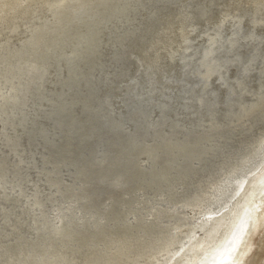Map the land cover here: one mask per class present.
Segmentation results:
<instances>
[{
    "label": "bare ground",
    "instance_id": "6f19581e",
    "mask_svg": "<svg viewBox=\"0 0 264 264\" xmlns=\"http://www.w3.org/2000/svg\"><path fill=\"white\" fill-rule=\"evenodd\" d=\"M114 1L109 26L112 0H0V264H249L264 231V0ZM39 148L44 195L22 169Z\"/></svg>",
    "mask_w": 264,
    "mask_h": 264
},
{
    "label": "rangeland",
    "instance_id": "374dc122",
    "mask_svg": "<svg viewBox=\"0 0 264 264\" xmlns=\"http://www.w3.org/2000/svg\"><path fill=\"white\" fill-rule=\"evenodd\" d=\"M117 3L116 1L112 0V4L110 5V11L107 10L104 15L105 16V21L106 23L110 26V24L114 21V19L118 16V14L116 12H114L112 9L113 6H115ZM155 4H158V2H156ZM153 8V7H152ZM103 15V14H102ZM118 32V31H117ZM121 33V31H120ZM46 34L44 32H41L40 35L37 37L36 40H40L42 39L43 36H45ZM104 42H107L105 45H108L109 44V40L107 41L106 39L104 40ZM105 47V46H104ZM108 48V47H106ZM104 52V55L102 57V60H101V66H98L97 70H95L93 72L94 75H96L94 77L93 75V78L97 81H101L102 78L104 77V73L105 72H108V68L107 66L109 65V63L111 62L112 60V57H113V54L110 50H105L103 51ZM248 53H251V52H248ZM247 54V53H246ZM32 57H30V55L28 56H23V59H22V66L23 65H27V64H31V63H34L32 60ZM108 62V63H107ZM97 71V72H96ZM126 83V80L123 81ZM113 83L111 86H110V90L111 91H115L117 92V94H120L121 93V90L124 88V84L125 83ZM175 82V83H173ZM115 84V85H114ZM120 85L122 84L119 88V86H116V85ZM174 84V85H173ZM171 87H170V96L173 100H175L176 98V95L178 93V90L180 88V85L178 84V81L177 79L175 81H172L171 83ZM174 86V87H173ZM176 86V87H175ZM178 86V88H177ZM114 87V89H113ZM116 88V89H115ZM113 89V90H112ZM175 96V98H174ZM172 99H170V101H172ZM32 105V102L28 104V106H31ZM155 115H153L154 117ZM125 127V126H124ZM126 128H128V125H126ZM125 128V129H126ZM161 129L162 130V134H170V131L168 130V128H164L163 125L162 126H159L158 129ZM8 133L13 135V132L10 130V128L7 129ZM2 148V149H1ZM5 151V147L3 146L2 142L0 141V153H3ZM33 163H34V167L29 164L28 162L27 163H24L22 169L26 172V174L28 173V180L29 182H27V191H30L29 189L32 187V185L34 183L37 184V186L39 187V189L41 190L42 194H46V193H50V191L48 189L45 188V186H43V178L40 180L36 177V170L38 169V166H40L41 164V160H42V157H43V153L41 152L40 148L37 149L33 155ZM264 159V154L262 156ZM140 161H143L142 158H140ZM32 166V167H30ZM259 166H256L255 164H251V165H248L246 166L242 171H240L235 177H234V180H235V183L233 184V186H235L234 188H236L240 182H242L244 180V178L249 175L250 173H252L255 169H257ZM61 175H62V178L64 181H70V176H69V171L68 170H63L61 172ZM37 178V179H36ZM66 179V180H65ZM233 188V189H234ZM233 189H229L228 191H226L224 194L221 195V197L217 200V203L214 205V209H219L225 205H228L229 202H231L235 195L233 196ZM198 225H194V226H188L186 227V231L184 233V235H181V240L182 241H187L188 239H191L192 236H196V235H199L200 233V228L199 226L197 227ZM197 231V232H196ZM260 257H263L260 258ZM264 261V231H262L260 233V235H258L257 237H255V239L252 241V246L251 248L249 249V252H248V255L244 257V260L245 262H250L249 264H260L259 261ZM264 264V262H263Z\"/></svg>",
    "mask_w": 264,
    "mask_h": 264
},
{
    "label": "snow or ice",
    "instance_id": "6c2138e0",
    "mask_svg": "<svg viewBox=\"0 0 264 264\" xmlns=\"http://www.w3.org/2000/svg\"><path fill=\"white\" fill-rule=\"evenodd\" d=\"M262 35H264V34H262ZM262 58H264V56H262ZM261 72H262V74H264V67L261 68Z\"/></svg>",
    "mask_w": 264,
    "mask_h": 264
},
{
    "label": "water",
    "instance_id": "95a60500",
    "mask_svg": "<svg viewBox=\"0 0 264 264\" xmlns=\"http://www.w3.org/2000/svg\"><path fill=\"white\" fill-rule=\"evenodd\" d=\"M157 107V106H156ZM157 109V108H156ZM84 115H86L85 113H83L82 115H81V118H82V120L84 119ZM110 118V117H109ZM149 121V120H148ZM82 122V121H81Z\"/></svg>",
    "mask_w": 264,
    "mask_h": 264
}]
</instances>
